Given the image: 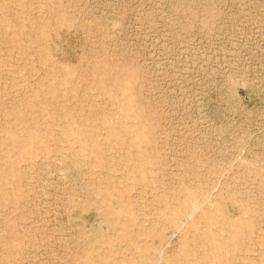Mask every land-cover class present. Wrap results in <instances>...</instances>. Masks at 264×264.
Segmentation results:
<instances>
[{
	"label": "rangeland",
	"instance_id": "1",
	"mask_svg": "<svg viewBox=\"0 0 264 264\" xmlns=\"http://www.w3.org/2000/svg\"><path fill=\"white\" fill-rule=\"evenodd\" d=\"M0 264H264V0H0Z\"/></svg>",
	"mask_w": 264,
	"mask_h": 264
},
{
	"label": "bare ground",
	"instance_id": "2",
	"mask_svg": "<svg viewBox=\"0 0 264 264\" xmlns=\"http://www.w3.org/2000/svg\"><path fill=\"white\" fill-rule=\"evenodd\" d=\"M175 212V211H174ZM116 231V230H115ZM110 236V235H109ZM145 250V249H144Z\"/></svg>",
	"mask_w": 264,
	"mask_h": 264
}]
</instances>
